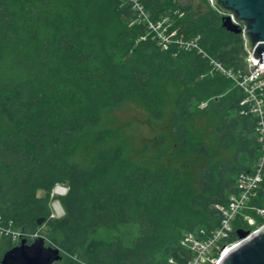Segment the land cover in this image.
<instances>
[{
	"label": "trees",
	"instance_id": "obj_1",
	"mask_svg": "<svg viewBox=\"0 0 264 264\" xmlns=\"http://www.w3.org/2000/svg\"><path fill=\"white\" fill-rule=\"evenodd\" d=\"M141 1L225 68L247 71L242 34L227 31L208 0L206 9ZM134 20L123 0H0V223L34 234L44 218L69 264H186L183 236L215 230L217 206L264 157L243 91L196 51L164 50ZM129 104L158 131L152 164L107 125ZM262 164L250 205L264 209ZM57 184L68 193L59 198L65 215L53 219ZM123 227L135 229L129 243L100 235ZM240 229L238 218L232 242ZM0 241L5 253L16 246Z\"/></svg>",
	"mask_w": 264,
	"mask_h": 264
},
{
	"label": "built area",
	"instance_id": "obj_2",
	"mask_svg": "<svg viewBox=\"0 0 264 264\" xmlns=\"http://www.w3.org/2000/svg\"><path fill=\"white\" fill-rule=\"evenodd\" d=\"M128 3L133 12L135 13V20L132 24H143L154 37L158 40L160 46L164 50L170 49L173 45L178 46L185 51H196L198 54L206 58L213 70L221 73L226 78L231 80L238 88H240L246 95L242 105L249 106L250 112L258 120V131L261 136V141L264 143V60L255 62L251 53H248L246 72H235L218 61L215 57L208 55V53L201 47L200 38H185L179 35L177 30H172L170 19L164 17L160 20H153L149 12L145 9L141 0H123ZM210 2L213 4L212 0ZM214 6V4H213ZM214 8H216L214 6ZM219 11V9L217 8ZM223 18L228 17L231 22L241 29V34L245 40V33L247 27L241 22L236 20L235 16L230 13L219 11ZM264 157L258 164L257 170L254 174H242L238 180L239 191L237 194L232 195L226 206H217L221 213V221L219 226L211 231L209 234L205 230L186 233L181 239V245L190 251L191 258L186 264H219L222 257L234 246L239 243V239L232 242V234L234 232V223L239 218L241 212L246 208L249 200L254 196L255 191L258 189L262 181V169ZM64 188V189H63ZM68 192V187L57 184L51 193L52 198V214L51 218L59 219L63 217V207L60 202L61 197L65 196ZM256 214L262 219L258 222L253 217H246L244 220L247 222L248 230L251 234L257 233L264 228V209L254 208ZM1 220V217H0ZM0 237L10 238L14 244L21 242L22 239L27 237L34 239L39 238V235L25 234L21 230H13L12 228L4 227L0 223ZM171 264H175L174 260H170Z\"/></svg>",
	"mask_w": 264,
	"mask_h": 264
},
{
	"label": "water",
	"instance_id": "obj_3",
	"mask_svg": "<svg viewBox=\"0 0 264 264\" xmlns=\"http://www.w3.org/2000/svg\"><path fill=\"white\" fill-rule=\"evenodd\" d=\"M214 6L224 13H230L236 20L247 27L245 38L246 50L253 60H264V0H212ZM223 27L236 34L241 29L231 20L223 18ZM44 218L38 221L41 226ZM239 243L231 248L218 262L219 264H264V228L251 234L250 230L236 231ZM63 260L60 248L45 245L44 238L28 243H21L7 251L1 264H54Z\"/></svg>",
	"mask_w": 264,
	"mask_h": 264
},
{
	"label": "rangeland",
	"instance_id": "obj_4",
	"mask_svg": "<svg viewBox=\"0 0 264 264\" xmlns=\"http://www.w3.org/2000/svg\"><path fill=\"white\" fill-rule=\"evenodd\" d=\"M210 6L214 8L213 4L208 0ZM207 0H201L200 4L205 6V9L208 7ZM147 118V113L141 109L139 106L135 104H129L126 107H123L121 110L115 112L111 119L108 120L107 125L112 126L113 128L119 130L122 134V141L126 143L130 149L131 154L133 158H136L140 161L152 164L155 154V149L152 150L153 146L155 145V136L157 135L158 131L148 127V125L145 123V119ZM132 122V125L129 126L128 123ZM150 145L151 149L149 151H145V147ZM61 186H64L61 184ZM66 187V186H64ZM64 189V188H63ZM43 192H39V196H42ZM63 207V206H62ZM254 208L250 205V200L246 206V208L241 212L239 215V218L243 220L245 223L246 229L248 230L247 222L244 220L246 217H253L257 219L259 222V217L256 214V211ZM65 213V210L63 208V213ZM254 213L255 215H253ZM65 215V214H64ZM62 218V216H61ZM39 235V238H44L45 245L47 247L52 246L56 247L53 242H51V235H52V229L50 228L49 224L47 222H43L41 226H39L37 232ZM135 233V229L132 227H123L121 233L119 232H108L104 231L100 235L105 240H111L115 238L118 235H122V239L126 243L130 242V239L132 235ZM131 236V237H130ZM28 243L35 242L34 239L27 237ZM21 242L16 243L15 245H19ZM7 245L0 241V264L3 259L5 250ZM61 254L63 256V260L60 262H55L54 264H69V256L66 254L62 249Z\"/></svg>",
	"mask_w": 264,
	"mask_h": 264
},
{
	"label": "flooded vegetation",
	"instance_id": "obj_5",
	"mask_svg": "<svg viewBox=\"0 0 264 264\" xmlns=\"http://www.w3.org/2000/svg\"><path fill=\"white\" fill-rule=\"evenodd\" d=\"M183 5H192V7L195 9L200 5L201 0H177Z\"/></svg>",
	"mask_w": 264,
	"mask_h": 264
},
{
	"label": "clouds",
	"instance_id": "obj_6",
	"mask_svg": "<svg viewBox=\"0 0 264 264\" xmlns=\"http://www.w3.org/2000/svg\"><path fill=\"white\" fill-rule=\"evenodd\" d=\"M67 187V186H66ZM68 193V192H67ZM66 196V195H65Z\"/></svg>",
	"mask_w": 264,
	"mask_h": 264
}]
</instances>
